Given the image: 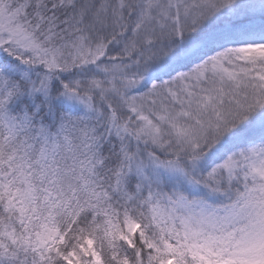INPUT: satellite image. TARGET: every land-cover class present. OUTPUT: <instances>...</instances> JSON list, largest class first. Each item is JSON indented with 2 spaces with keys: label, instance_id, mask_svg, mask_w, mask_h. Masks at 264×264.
Returning a JSON list of instances; mask_svg holds the SVG:
<instances>
[{
  "label": "snow or ice",
  "instance_id": "obj_1",
  "mask_svg": "<svg viewBox=\"0 0 264 264\" xmlns=\"http://www.w3.org/2000/svg\"><path fill=\"white\" fill-rule=\"evenodd\" d=\"M0 264H264V0H0Z\"/></svg>",
  "mask_w": 264,
  "mask_h": 264
}]
</instances>
